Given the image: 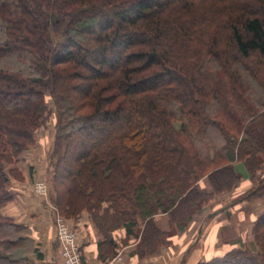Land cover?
Returning <instances> with one entry per match:
<instances>
[{
  "label": "trees",
  "instance_id": "trees-1",
  "mask_svg": "<svg viewBox=\"0 0 264 264\" xmlns=\"http://www.w3.org/2000/svg\"><path fill=\"white\" fill-rule=\"evenodd\" d=\"M11 55L27 62L0 68V207L10 177L23 180L12 167L48 117L47 94L57 111L54 205L66 217L87 212L108 233L123 226L122 244L132 236L148 251L164 234L159 213L183 228L211 195L199 181L230 191L236 161L254 185L238 202L264 198V0H0V59ZM247 78L260 105L243 92ZM104 203L126 220L106 226ZM8 226L19 229L0 216V239ZM253 228L259 255L232 249L199 264H264V212Z\"/></svg>",
  "mask_w": 264,
  "mask_h": 264
},
{
  "label": "crops",
  "instance_id": "crops-1",
  "mask_svg": "<svg viewBox=\"0 0 264 264\" xmlns=\"http://www.w3.org/2000/svg\"><path fill=\"white\" fill-rule=\"evenodd\" d=\"M47 134V130L36 134L34 145L24 151L12 167L21 174L23 180L10 177L7 190L11 200L0 207V216L9 219L19 229L6 227L8 232L0 239V264H63L58 254L52 203L31 190L32 181L42 175L50 180L48 161L55 130L48 136ZM28 154H31L29 158L26 156ZM234 167L241 179L235 189L228 195H221L220 198L217 196L219 204L216 207L194 216L187 228L180 231L178 236L170 238L156 256L139 258L134 243H138V239L132 236L127 237V244L123 245L125 229L112 234L108 242L87 214L79 216L73 225L81 245L83 263L107 264L119 255L121 260L118 264H194L196 260L208 259L217 256L216 253L228 251V241L222 238V229L227 228L230 223L226 220L222 223L223 217L228 219L230 214L236 213L239 221L245 218L248 223L249 215L253 214L255 217L261 212V207L259 210H252L254 204H261L259 198L251 201L246 208L243 204L245 202H238L252 189L253 183L243 163L237 161ZM198 185L204 191H210L207 178L201 179ZM153 219L162 231H168L172 227L168 214L159 213ZM113 250L115 253L110 257Z\"/></svg>",
  "mask_w": 264,
  "mask_h": 264
},
{
  "label": "rangeland",
  "instance_id": "rangeland-1",
  "mask_svg": "<svg viewBox=\"0 0 264 264\" xmlns=\"http://www.w3.org/2000/svg\"><path fill=\"white\" fill-rule=\"evenodd\" d=\"M119 40L120 39L114 40V46H113V48H115V45H117V43H118ZM94 53H95L94 50L93 51H90V53L87 52L86 53V57H88L89 60H91V58L93 56H95ZM88 58H87V60H88ZM25 62H27L26 59H25V57H23V56L18 57L16 55H11V56H7V57H4V58L0 59V68H5V69L23 68V69H26V63ZM225 83L226 82H221V81H219L217 83L215 80H213L212 88H216L217 90L222 89V90L225 91L226 90ZM243 92L245 94H247V95H250L251 99L254 102H256L257 105H260V101L263 99V92L259 88V86L254 81H252V79L247 78V80L245 82V85H244V88H243ZM45 102L47 104V111L49 112V114H48V117L45 120L44 124L42 125V127H40V129L37 131V134L40 133L42 130L43 131L44 130H47L48 131V134L46 136H48L53 131V129L55 130V126L57 124V111H56V106L54 105L53 100L51 99V96L49 94L46 95ZM223 102L220 103L221 106L224 104ZM216 106H217L216 103H214V105L212 107L208 108V114L209 115H213L214 114V113L212 114L211 110H212V108H214V110H215ZM105 128H107V127L105 126ZM96 134L97 133L94 130V132L90 134L91 135V138L92 137H95ZM212 141H213V143L211 144V146L215 147L216 149H219L223 144H225L224 138L221 135H219V134H214V138L212 139ZM204 144H205L204 142L203 143L197 142V145L201 149H203V150L206 148V146ZM82 148L84 149L85 146H83ZM79 149H80L79 144H75V145H73L71 147V153L72 154L73 153L75 154L76 152H78ZM211 154H212V152H211ZM26 156L29 158V156H31V154H28ZM238 162L243 163L242 161H238ZM233 168L235 169L234 164H233ZM169 172H171V174H174V176H178V173L174 169L169 170ZM260 175H261V178H264V167H263V171H262V173H260ZM240 181H241V179H240ZM240 181H239V183H240ZM38 182H43L45 184V186H46V194L42 195L41 197H43L44 199H46L50 203L54 204L55 202L52 199L55 200V194H54V192H52V187H51L50 180H48V178L46 179L45 176L42 175V177L37 178L34 181H32L31 190L33 191V193H35L34 192L35 184L38 183ZM252 183H253V181H252ZM209 186H210L209 187V190L210 191L209 192H206L205 191V193H208V194H211V195H208V197L202 201L203 203H202L201 207L199 209H197V210L194 211L193 216H192V219H193L194 216H197L202 211L203 212L210 211L214 207H216L219 204L218 201H217L218 198H216L217 196H219V198H220L221 195H225V194L228 195V194H230L235 189V187H234L230 191L227 190V191H222V192H219V193H214L213 187H211L210 183H209ZM253 186H252V188H253ZM214 198H216V199H214ZM255 199H257V198H253V199L248 200L245 203H243L244 206H245V208L247 207V205L249 203H251V201H255ZM259 199L261 200V204L262 205L261 204H259V205L254 204L252 210H259V207H261V209H260L261 212L260 213L258 212L257 213V216H255V217H254L253 214L252 215H249L248 216L249 217L248 223L246 222L245 218H242L239 221L236 218V213H233L232 215L230 214L228 219H226V217H223L224 220L221 221L222 223L225 220L228 223H230L227 228H225V229L223 228L222 229V238L224 240H227L228 241V243H227V246H228L227 247L228 248L227 250L228 251H230L232 249H242V250H248V251H250L253 255H259L260 248H259V246H258V244H257V242H256V240L254 238V234H253V229H254L253 228V225L256 222V219L261 215V213L264 212V198H259ZM57 209H58L59 213L61 214V212H60V210H59L58 207H57ZM84 214H87L88 215V217L90 218V221L93 223V225H95V227L97 228L98 232L102 235V237L110 236V234H114L118 230L123 229V226H120V227H116L115 230L110 231L109 233L108 232H105V228H102V230H101L100 227H98L95 224V222L93 221V218L87 212H81L78 215L72 216V217H66L64 214H61V215L67 220V222L72 227V229L75 230L74 229V225H73L74 222L76 221V219H78L79 216L81 217ZM99 214L101 216L103 214H105L104 215V218H103V223L106 226H108V227L116 226L117 223L122 224V222H124V220H126L124 218H123L124 220L120 219L118 221H116V219H112V217L110 215L114 214V211L110 207V204L109 203H106V204L104 203L102 205ZM53 218H54V212H53ZM169 219H170V223H171V226H172L171 229H169L168 231H162L161 229H159L157 227L159 229L160 233H163L164 232V234H162L161 236L155 237V238L158 239L156 242H154V243L153 242H150V244L145 245L146 248L148 249V251L140 252V250H138V243L137 242H134L135 245H136V248L138 250L137 254H138V257L139 258L143 259L146 256H151L152 257V256H156L157 254H159L160 249L163 248L162 246L165 245V244H167V241L170 238H173V236L174 237L178 236V234L180 233V231L186 229L187 228V225L189 223L188 222L183 228H178V225L176 224V222H173L171 220V217L170 216H169ZM139 223L140 224H139L138 228L135 231L136 234L138 235V237H139V234L140 233L142 234V232H143V230H142V225H143L142 224V221H139ZM155 225H156V223H155ZM126 244L127 243H124L123 245H126ZM143 250H144V248H143ZM105 251L106 252H110V250H105ZM217 251H219V250H217ZM226 252L216 253L217 256H214V257H211V258H208V259H204L203 258V260H196V262L194 264H199L201 262H209L212 259L217 258V257L218 258H221V257L224 256V253H226ZM139 254H141V255H139ZM113 255L114 254H111L110 257L113 256ZM223 260H224V258L218 260V263L223 262Z\"/></svg>",
  "mask_w": 264,
  "mask_h": 264
},
{
  "label": "built area",
  "instance_id": "built-area-1",
  "mask_svg": "<svg viewBox=\"0 0 264 264\" xmlns=\"http://www.w3.org/2000/svg\"><path fill=\"white\" fill-rule=\"evenodd\" d=\"M34 192L38 196L46 194L45 184L43 182L36 183ZM52 210L54 212L55 235L61 262L63 264H84L81 245L78 242L75 230L72 229L67 220L59 213L54 204H52ZM120 260V256L116 255L107 264H118Z\"/></svg>",
  "mask_w": 264,
  "mask_h": 264
},
{
  "label": "water",
  "instance_id": "water-1",
  "mask_svg": "<svg viewBox=\"0 0 264 264\" xmlns=\"http://www.w3.org/2000/svg\"><path fill=\"white\" fill-rule=\"evenodd\" d=\"M212 215H214V214H212Z\"/></svg>",
  "mask_w": 264,
  "mask_h": 264
}]
</instances>
